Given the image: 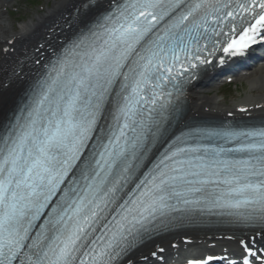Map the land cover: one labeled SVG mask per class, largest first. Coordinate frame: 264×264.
Here are the masks:
<instances>
[{"label":"snow or ice","instance_id":"1","mask_svg":"<svg viewBox=\"0 0 264 264\" xmlns=\"http://www.w3.org/2000/svg\"><path fill=\"white\" fill-rule=\"evenodd\" d=\"M262 31L264 0H115L86 23L0 127V264H119L176 214L264 238V127L173 130L195 70ZM254 243L242 264H264Z\"/></svg>","mask_w":264,"mask_h":264},{"label":"bare ground","instance_id":"2","mask_svg":"<svg viewBox=\"0 0 264 264\" xmlns=\"http://www.w3.org/2000/svg\"><path fill=\"white\" fill-rule=\"evenodd\" d=\"M83 0H55L52 7L51 4L46 11V14L34 17L29 22L21 23L18 27L13 25V22L7 15L4 9L8 5L7 0H0V69H3V64L11 61L19 50L26 44L31 43L36 37H40L42 32H45L52 26L54 18L61 16L63 13L69 12V8H72L76 3ZM14 40L11 43L13 51L6 50L8 48V42ZM3 79V72H0V119L3 116L4 111L11 105L12 100L18 93V82L15 80L9 81L8 87L5 88ZM251 93L239 104L237 103L233 107L226 106L221 103L219 98L210 96L206 93V89L203 84H197L194 86L188 95L190 110L197 113H205L207 115H226L242 113L241 108H247L246 112H264V108L258 109V106L264 103V64L260 68L252 72L247 76ZM21 80V79H20ZM8 103H10L8 105ZM8 105V106H7ZM187 237V236H186ZM185 238V237H183ZM261 243H264V238H260ZM179 247L176 245H170L165 243L162 248L165 250L158 252L156 259H149L144 263L148 264H163L171 260H179L185 258L188 255L194 253L200 254L207 250H211L209 245L216 243V247L224 248L232 251L238 249L237 241L232 240H216L214 237L208 238L206 235L192 236L188 240L180 241ZM223 244V245H220ZM220 245V246H218ZM147 250L146 248L144 249ZM144 255V253H143ZM186 255V256H185ZM143 257V256H142ZM162 259L160 260V258ZM133 258V257H132ZM140 258H133V261L139 262ZM143 264V263H142Z\"/></svg>","mask_w":264,"mask_h":264},{"label":"rangeland","instance_id":"3","mask_svg":"<svg viewBox=\"0 0 264 264\" xmlns=\"http://www.w3.org/2000/svg\"><path fill=\"white\" fill-rule=\"evenodd\" d=\"M52 0H27L28 6L25 5V1L21 2V8L19 7V11L16 13H11L9 15L15 27H18L23 22H29L30 19H33L37 15V13L41 10L42 7L46 10L47 3ZM20 5V4H19ZM208 95L220 97V100H224L227 104H234L235 102H240L244 100L250 94V85L246 78H243L239 81V86H234L230 88V92L228 90H211L206 92Z\"/></svg>","mask_w":264,"mask_h":264}]
</instances>
